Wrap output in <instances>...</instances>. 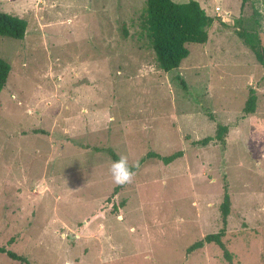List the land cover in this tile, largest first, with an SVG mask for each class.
Listing matches in <instances>:
<instances>
[{
  "label": "rangeland",
  "instance_id": "374dc122",
  "mask_svg": "<svg viewBox=\"0 0 264 264\" xmlns=\"http://www.w3.org/2000/svg\"><path fill=\"white\" fill-rule=\"evenodd\" d=\"M144 1L0 0L26 20L22 39L0 36V245L31 264H264V66L236 34L264 43V0H196L208 39L166 72L140 34ZM218 123L224 146L191 144ZM92 147L183 153L146 160L108 201L112 161ZM224 185L230 260L214 243L187 253L218 230Z\"/></svg>",
  "mask_w": 264,
  "mask_h": 264
},
{
  "label": "trees",
  "instance_id": "16d2710c",
  "mask_svg": "<svg viewBox=\"0 0 264 264\" xmlns=\"http://www.w3.org/2000/svg\"><path fill=\"white\" fill-rule=\"evenodd\" d=\"M249 0H240V9ZM252 14L255 16L254 23L257 22V11L252 8ZM213 17L208 15L196 0H186L184 2H175L173 0H145L144 7L139 14L138 26L140 34H143L149 48L152 50L155 65L166 72L177 68L183 58L188 55L187 44L204 43L208 39L207 28L211 25ZM26 28V20L4 11H0V36L13 39H22ZM237 36L241 39L243 45L250 50L254 59L260 65L264 66V43L261 42L258 33L252 29L239 28L236 30ZM10 70L8 61L0 58V91L6 83ZM256 96L252 89L248 90V95L242 107L243 113L254 111ZM31 132L44 133L40 129H31ZM226 125L216 124L214 134L207 135L191 141L194 145H206L209 141H216L221 146L225 144ZM93 150L104 151L108 158L113 162L119 159V156L110 147H92ZM183 151L175 150L169 154H159L155 151H147L143 156L137 158L134 162L139 163L138 170L149 159H155L162 164H168L174 159L180 157ZM120 185L113 186L106 200H112L118 191ZM224 190L218 205L219 222L218 230L213 233H206L201 238L191 242L185 251L191 252L201 248L206 243L216 244L222 252L223 257L229 261V252L227 251L222 237L225 232L226 217L230 210V199L228 192ZM113 208L116 209L114 204ZM12 239L7 241L10 242ZM0 253H4L11 260L23 264H31L23 255H20L5 245H0Z\"/></svg>",
  "mask_w": 264,
  "mask_h": 264
},
{
  "label": "clouds",
  "instance_id": "9594fccd",
  "mask_svg": "<svg viewBox=\"0 0 264 264\" xmlns=\"http://www.w3.org/2000/svg\"><path fill=\"white\" fill-rule=\"evenodd\" d=\"M139 167L138 162H129L125 155H121L118 160L112 162L109 172L115 184L124 186L133 183L136 171Z\"/></svg>",
  "mask_w": 264,
  "mask_h": 264
}]
</instances>
